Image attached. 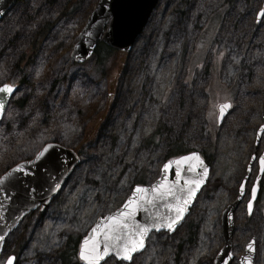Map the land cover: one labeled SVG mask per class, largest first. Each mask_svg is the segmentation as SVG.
Segmentation results:
<instances>
[{"label": "rangeland", "instance_id": "obj_1", "mask_svg": "<svg viewBox=\"0 0 264 264\" xmlns=\"http://www.w3.org/2000/svg\"><path fill=\"white\" fill-rule=\"evenodd\" d=\"M49 1L21 0L0 21V85L17 87L0 122V176L56 141L79 152L81 163L47 210L8 237L0 264L8 255L16 264H62L71 238L121 207L138 177L153 183L178 142L208 158L209 180L184 224L152 234L130 264H214L221 212L252 157L264 153V135L255 144L264 99V18L256 19L264 0H159L132 51L117 52L102 74L97 57L71 58L99 0ZM69 3L78 7L65 16ZM226 101L233 108L218 125L217 105ZM249 199L234 215L232 264L252 239L254 264H264V188L251 215Z\"/></svg>", "mask_w": 264, "mask_h": 264}, {"label": "water", "instance_id": "obj_2", "mask_svg": "<svg viewBox=\"0 0 264 264\" xmlns=\"http://www.w3.org/2000/svg\"><path fill=\"white\" fill-rule=\"evenodd\" d=\"M20 1L21 0H0V21ZM158 2L159 0H99L93 12L90 14L89 18L87 19L84 27L82 28V30L78 35V41L73 47V50L71 52V58H73L76 64L84 63L85 61H87L88 59L92 58L95 55V52L101 42L115 51L121 53H130L134 47L137 38L144 31L153 11L157 7ZM262 8H264V3ZM262 20L263 18H258L257 16L256 22L258 24L261 23ZM16 93H17V87L16 90L14 91V94L6 98L5 100L6 107L4 111L0 113V122L2 121L6 113L10 101L13 99ZM223 104H229L230 107L225 110L223 115H221L219 108L220 105ZM231 107H232L231 102H225L218 105L217 107L218 125H221L223 123L224 119L230 113ZM261 119H262V125H264V99H263V108L261 111ZM263 135L264 133H261L258 136V131H257L256 142H255L256 145H258L261 142ZM45 148H47V152L45 153V156L42 157L41 159L37 160L35 155L31 159L17 163L24 165L26 169L30 170L31 174H24L21 172L13 171L15 169V166L17 165L16 164L13 167L6 170L1 175V176H5L6 173H11V175L5 176L4 183L0 184V189H3V191H0V236L5 237L2 245H0V248H2V250H0V258L3 253L9 235L12 234L18 228L21 222L32 212H35L38 209H40L41 211L47 210L50 203L60 193L64 185L67 184V182L70 180L71 176L73 175V173L81 163L80 155L75 150L71 148H67L61 145L60 143L57 142L47 143L44 146H42L37 153L43 151ZM192 152H197V151H192ZM189 153L181 156H186ZM197 153L202 159L203 164L208 169L207 176L204 178V183L201 184L200 188L196 192V195L187 205L186 211L184 212L181 219L176 223L175 227L172 230H169L167 228H161L159 230L156 229L151 230L149 232V235L145 238V247L139 250L137 253H134L133 254L134 257L144 252L147 246V241L152 234H160V233L173 234L185 222V219L189 215L190 210L193 207L198 195L201 193L202 189L206 186L211 172V168L209 164H207L206 160L203 158L201 153L200 152ZM179 157L172 158L169 160L175 161ZM169 160L165 161L162 164L160 176L153 183H151L150 185H140L148 189L147 196L151 197L153 195L151 191L152 187L154 185L159 184L162 178H164L165 176L167 178L166 179L167 183H171L176 179L175 171H174L176 167L175 163L172 164L171 168L167 172L163 170V165ZM255 160L256 158L253 159L252 157L246 172V176L242 181V183L244 184L243 195H241L240 187H239L238 195L235 198V200H233L227 207H225L221 213V233L223 237V246L219 251V253L217 254L214 260V264H223V260L221 259V256L224 253L232 254L231 258L224 256V259H230V264H232L234 260V255H233V237L235 233L234 215L246 197L247 185L252 175V166ZM29 161H31V163H28ZM258 166H259L258 173L253 184L257 187V192L254 199L250 197V199H252L251 212H249L248 210V202H247L248 215H251L254 210L255 202L258 200L260 193V181L262 180L264 175V173L260 171L259 159H258ZM181 167L183 169L184 167H186V165L182 164ZM197 171L202 172V169H197ZM190 177L196 178L195 173L182 172V179L179 181L177 188L178 189L182 188L183 180ZM250 195H251V191H250ZM170 203H175V201L172 200V198L170 197L166 198L165 200H156L155 206L149 207V210L147 212L144 210L138 211L136 215V219L140 223H144L146 220H148L150 214L154 216L156 213H160L163 216H167L169 215L170 210L166 207V205ZM120 208L121 207H119L118 209ZM118 209L105 215L104 217L116 213ZM171 215L174 218L175 216L174 210H171ZM101 218L97 219V221L94 223L91 229L98 222H101ZM91 229L87 232V234H85L82 237L80 245L83 242L84 238L91 234ZM251 241L254 242V239H252ZM80 245H79V250H80ZM253 248L254 250L252 251H249L247 248H245V254L241 256L239 259L240 264H254L255 244L253 245ZM79 250H78V259L80 260L81 264H85V262L79 258ZM245 257H248L249 259L246 260ZM110 258H114V257L110 254L109 257H106L105 259L109 260ZM131 262H124V263L128 264ZM104 263H105L104 261H101V264ZM15 264H16V260H15Z\"/></svg>", "mask_w": 264, "mask_h": 264}, {"label": "snow or ice", "instance_id": "obj_3", "mask_svg": "<svg viewBox=\"0 0 264 264\" xmlns=\"http://www.w3.org/2000/svg\"><path fill=\"white\" fill-rule=\"evenodd\" d=\"M258 18H264V8H261L257 13ZM16 85L4 83L0 85V113L6 107L5 100L8 96L14 94ZM229 104L220 105V114L223 115L225 110L229 108ZM264 133V125H261L258 130V136ZM47 148L36 154V159L39 160L45 156ZM256 157L253 156V159ZM28 163H31L29 161ZM175 163V177L176 179L171 183L166 182V176L162 178L161 182L154 185L151 189L153 195L147 196L148 189L136 185L131 195L124 202L116 213L110 214L107 217H102L101 222H98L92 229L91 234L86 236L80 245L79 258L85 264H101L104 261L107 264L106 257L111 254L116 260L121 262H131L134 258L133 254L145 247V238L153 229L159 230L167 228L172 230L176 223L181 219L186 211L187 205L191 202L192 198L196 195L197 190L201 184L204 183V178L207 176L208 169L203 164L197 152H191L186 156H181L175 161L169 160L163 165V170L167 172L172 164ZM186 165L182 169L181 165ZM260 171L264 173V154L259 156ZM197 169H202L197 171ZM13 171L21 172L24 174H31L30 170L26 169L24 165L17 164ZM182 172L195 173L196 178H187L183 180V187L177 188L179 181L182 179ZM11 173H6L9 176ZM5 176H0V184L5 181ZM3 191V189H0ZM240 192L243 195L244 184L240 185ZM257 187L253 185L251 189V197L255 198ZM179 193V194H178ZM172 198L175 203L167 204L166 207L170 210L169 215L163 216L156 213L154 216L149 215L148 220L140 223L136 219L138 211H148L149 207H154L156 200H165ZM252 199L248 201V210L251 212ZM171 210L175 211L174 218L171 215ZM5 237L0 236V245H2ZM254 242L249 241L246 248L249 251L254 250ZM2 250V248H0ZM224 256L231 258V253H224L221 256L223 264H230V259H224ZM245 259H249L245 257ZM16 257L8 255L3 261V264H15Z\"/></svg>", "mask_w": 264, "mask_h": 264}, {"label": "trees", "instance_id": "obj_4", "mask_svg": "<svg viewBox=\"0 0 264 264\" xmlns=\"http://www.w3.org/2000/svg\"><path fill=\"white\" fill-rule=\"evenodd\" d=\"M54 1H51V3H53ZM49 3H50V1H49ZM77 7H78V4L69 3L64 8V11H62V14L63 15L65 14V16L72 15L73 12L75 11V9H77ZM41 32H42V29L38 33L40 34ZM38 45H39V42H36V40H35L33 46L37 47ZM118 53H120V52H118ZM115 54H117V51L109 48L108 46H106L102 42L99 44L94 56L97 57V59H98L97 70L100 69L101 74L103 73L104 69L108 65L109 60L115 61ZM155 133H157V132H155ZM155 133L152 135L150 142H152L154 140V138L156 137ZM53 141H55V140H53ZM56 142L58 143V141H56ZM188 152H189V150H187V148L181 142H178L175 145H171L169 147L167 155H166V160L184 155ZM204 157H205L207 163L209 164L208 158L206 156H204ZM136 184L145 185L146 184V175H143L140 178L138 177L136 182H134V186ZM217 185H218V183L216 184V186ZM263 188H264V186H263ZM77 236L79 237L77 240H75V238H71L68 247L61 254L62 264H80V262L78 260L77 253H78V244H79V241L81 239V236H79V235H77Z\"/></svg>", "mask_w": 264, "mask_h": 264}, {"label": "flooded vegetation", "instance_id": "obj_5", "mask_svg": "<svg viewBox=\"0 0 264 264\" xmlns=\"http://www.w3.org/2000/svg\"><path fill=\"white\" fill-rule=\"evenodd\" d=\"M261 185V184H260Z\"/></svg>", "mask_w": 264, "mask_h": 264}]
</instances>
